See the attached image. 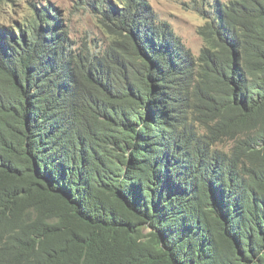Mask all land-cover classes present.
<instances>
[{
    "label": "trees",
    "instance_id": "obj_1",
    "mask_svg": "<svg viewBox=\"0 0 264 264\" xmlns=\"http://www.w3.org/2000/svg\"><path fill=\"white\" fill-rule=\"evenodd\" d=\"M99 2L123 46L0 25V264H264V0H203L198 55Z\"/></svg>",
    "mask_w": 264,
    "mask_h": 264
},
{
    "label": "rangeland",
    "instance_id": "obj_2",
    "mask_svg": "<svg viewBox=\"0 0 264 264\" xmlns=\"http://www.w3.org/2000/svg\"><path fill=\"white\" fill-rule=\"evenodd\" d=\"M99 1L113 0H0V25L18 22L36 10L48 8L50 15L62 20L75 48L89 46L104 51L110 46H123V38L103 27L96 17ZM157 17L166 21L176 36L192 54L198 55L203 40L198 29L205 24L204 17L196 10L203 0H147ZM214 3L215 0H208ZM225 4L229 0H218ZM206 10L208 9L205 6ZM229 143L223 145L228 150Z\"/></svg>",
    "mask_w": 264,
    "mask_h": 264
}]
</instances>
